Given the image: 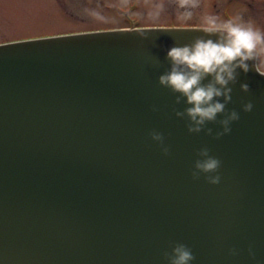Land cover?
Returning <instances> with one entry per match:
<instances>
[{"label":"water","instance_id":"water-1","mask_svg":"<svg viewBox=\"0 0 264 264\" xmlns=\"http://www.w3.org/2000/svg\"><path fill=\"white\" fill-rule=\"evenodd\" d=\"M198 37L218 34L0 45V264H170L178 242L192 264H264V75L237 69L224 112L190 131L187 98L159 77L168 49ZM233 110L240 118L224 133ZM204 148L221 161L219 183L194 175Z\"/></svg>","mask_w":264,"mask_h":264},{"label":"clouds","instance_id":"clouds-1","mask_svg":"<svg viewBox=\"0 0 264 264\" xmlns=\"http://www.w3.org/2000/svg\"><path fill=\"white\" fill-rule=\"evenodd\" d=\"M181 16H192L190 10H185ZM203 32L218 34L216 39L198 37L192 44L174 45L167 51L171 61V68L159 77L161 85L170 87L174 92L181 93L191 105L187 113L195 122L190 131H199L200 127L208 121L216 120L218 114L223 113L227 101L231 100V87L229 85L237 78V69L247 73L252 67L264 75V61L258 59V46L264 45V31L250 25L236 22L233 19L220 21L215 15L205 17ZM264 50V49H261ZM249 61H255L250 64ZM211 76L209 83L202 81ZM243 91L249 90L247 83L241 84ZM223 96L222 102L218 98ZM253 109L249 101L243 105L245 112ZM182 115V113H177ZM240 113L233 110L223 121L224 133L230 132V121L239 120ZM223 133H220L222 135ZM151 137L154 141H162V133L153 131ZM165 154L167 147L163 148ZM209 150H201L203 159H198L195 168L199 172L208 173L210 183H219V175H211L220 167L219 158L209 155ZM195 255L192 249L184 243H176L171 250L170 264H192Z\"/></svg>","mask_w":264,"mask_h":264},{"label":"rangeland","instance_id":"rangeland-1","mask_svg":"<svg viewBox=\"0 0 264 264\" xmlns=\"http://www.w3.org/2000/svg\"><path fill=\"white\" fill-rule=\"evenodd\" d=\"M115 0H0V43L48 37L93 30L125 28L113 8ZM227 0H216L225 3ZM213 0H142L139 18L147 24L177 22L205 24V17L214 15ZM229 13L236 22L264 31V0H232ZM248 3L251 5L249 6ZM192 16H181L185 10ZM222 7L219 8L221 11ZM214 11L216 9H213ZM218 18V17H217ZM218 20L223 21L221 18ZM264 45L258 46V59L264 61Z\"/></svg>","mask_w":264,"mask_h":264},{"label":"flooded vegetation","instance_id":"flooded-vegetation-1","mask_svg":"<svg viewBox=\"0 0 264 264\" xmlns=\"http://www.w3.org/2000/svg\"><path fill=\"white\" fill-rule=\"evenodd\" d=\"M216 0H213L212 5L210 6L212 13L221 18L222 20L233 19V16L229 13L230 1L227 0L225 3H216ZM245 2H253V0H244ZM142 0H115L110 3L109 8H113V11L117 14L120 21H122L125 25H129L132 27H201L194 23H184L180 21H176L174 18L168 20L167 22L155 23V24H147L144 23L137 12L140 10V4ZM250 6L251 4L248 3ZM222 7L221 11L219 8ZM213 9H216L215 11ZM127 27V26H126Z\"/></svg>","mask_w":264,"mask_h":264},{"label":"bare ground","instance_id":"bare-ground-1","mask_svg":"<svg viewBox=\"0 0 264 264\" xmlns=\"http://www.w3.org/2000/svg\"><path fill=\"white\" fill-rule=\"evenodd\" d=\"M85 33H92L91 31H84ZM84 32H77L76 34H80V33H84ZM41 39H43V38H41Z\"/></svg>","mask_w":264,"mask_h":264}]
</instances>
